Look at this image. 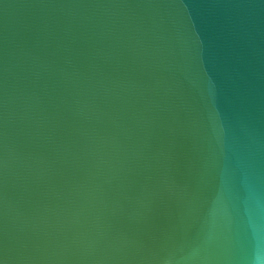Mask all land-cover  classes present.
I'll list each match as a JSON object with an SVG mask.
<instances>
[{"label": "water", "instance_id": "95a60500", "mask_svg": "<svg viewBox=\"0 0 264 264\" xmlns=\"http://www.w3.org/2000/svg\"><path fill=\"white\" fill-rule=\"evenodd\" d=\"M264 257V0H0V264Z\"/></svg>", "mask_w": 264, "mask_h": 264}, {"label": "clouds", "instance_id": "9594fccd", "mask_svg": "<svg viewBox=\"0 0 264 264\" xmlns=\"http://www.w3.org/2000/svg\"><path fill=\"white\" fill-rule=\"evenodd\" d=\"M254 264H264V257L254 256Z\"/></svg>", "mask_w": 264, "mask_h": 264}]
</instances>
